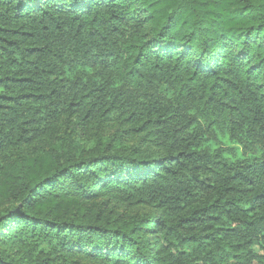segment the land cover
Here are the masks:
<instances>
[{"label":"trees","instance_id":"16d2710c","mask_svg":"<svg viewBox=\"0 0 264 264\" xmlns=\"http://www.w3.org/2000/svg\"><path fill=\"white\" fill-rule=\"evenodd\" d=\"M81 60L264 143V0H0V264H264V158L229 163L107 81L66 94L60 67ZM113 115L133 147L78 148ZM66 122L58 149L27 152Z\"/></svg>","mask_w":264,"mask_h":264},{"label":"rangeland","instance_id":"374dc122","mask_svg":"<svg viewBox=\"0 0 264 264\" xmlns=\"http://www.w3.org/2000/svg\"><path fill=\"white\" fill-rule=\"evenodd\" d=\"M125 42L124 40L122 45ZM66 59L71 58L69 55H66ZM60 74L67 88L66 94L69 93L71 88L85 86L88 80L95 84H102L107 81L109 83V94L123 92L127 104L133 105L138 103L139 105H146L149 101L157 100L161 107H168L181 112L184 116L182 122L184 121L188 125L189 132L199 135L201 147L211 154H219L229 163L242 160L253 162L264 158V143L257 131L245 126L238 134L240 142L231 139L227 133L226 122L209 125L202 106L183 102L176 96L175 91L165 83L155 84L151 87L143 83L138 84L137 79L133 80L119 69L115 68L106 72L98 65L90 64L83 60L67 62L62 65L60 67ZM116 118L113 115L110 118L113 120L112 122H104L102 124L94 123L86 128L78 127L75 130L76 145L78 148L90 149L105 146L109 143L112 145L116 144V148L118 149L133 147L136 143L135 140L124 137L121 140L115 138L114 134L122 130V126H120ZM70 129L71 127L66 122L57 131L58 133L53 130L46 131V133H49L46 139L42 142L38 138L36 145L30 146L27 152L30 153L37 149L41 150L43 146L58 149L64 133ZM108 209H113L117 213L126 211L123 205L114 202H108ZM128 212L134 215L136 213H151L154 210L131 207Z\"/></svg>","mask_w":264,"mask_h":264}]
</instances>
